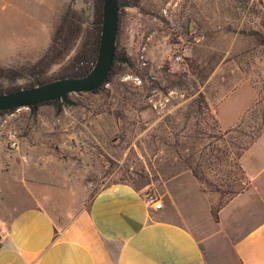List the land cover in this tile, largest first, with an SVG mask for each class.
<instances>
[{"label":"rangeland","instance_id":"374dc122","mask_svg":"<svg viewBox=\"0 0 264 264\" xmlns=\"http://www.w3.org/2000/svg\"><path fill=\"white\" fill-rule=\"evenodd\" d=\"M94 2L0 0V68L8 73L0 84L25 87L58 76L79 51L73 15L89 25ZM120 11L118 56L124 52L129 63L118 61L111 81L98 92L70 94L75 105L63 102L59 109L57 101L35 112L22 107L0 114V156L3 151L7 157L2 168L24 169L27 179L37 168L50 169L48 177L70 189L69 195L73 190L79 201L114 182H131L155 197L171 188L180 208L209 228L204 221L212 220L200 197L211 202L212 213L239 188L241 171L237 159L227 156L232 138L206 109L203 86L216 62L238 57L246 73L261 76L256 81L263 92L250 117L262 118L264 44L254 35L264 33L261 0H127ZM66 15L69 21L53 46ZM46 54L51 64L33 76L32 66ZM251 96L244 90L231 106L240 107ZM12 134L21 139L16 148L10 145ZM53 198L60 203L68 195ZM249 199L253 204L255 195Z\"/></svg>","mask_w":264,"mask_h":264},{"label":"crops","instance_id":"0c3cea01","mask_svg":"<svg viewBox=\"0 0 264 264\" xmlns=\"http://www.w3.org/2000/svg\"><path fill=\"white\" fill-rule=\"evenodd\" d=\"M226 56L207 77L204 100L218 129L232 138L227 156L240 162L250 181L221 208L219 224L206 197L199 196L212 220L204 221L209 228L180 208L171 188L156 196L160 209L148 203L145 189L124 181L79 201L48 177L50 169L37 168L31 179L24 169L4 170L2 151L0 264H210L212 257L221 264H264V215L249 224L264 209V109L260 120L250 117L263 92L256 81L261 76L246 73L238 57L225 61ZM247 89L250 99L233 109L231 102ZM54 195L68 198L58 203Z\"/></svg>","mask_w":264,"mask_h":264},{"label":"water","instance_id":"95a60500","mask_svg":"<svg viewBox=\"0 0 264 264\" xmlns=\"http://www.w3.org/2000/svg\"><path fill=\"white\" fill-rule=\"evenodd\" d=\"M123 4L119 0H104L103 20L100 46L96 62L89 73L84 76L59 78L36 86L14 92L0 94V111L37 106L57 100L58 107L63 102L75 105L69 96L72 93L94 92L107 81L115 60L129 63L123 53L116 54L119 31V12ZM1 237V236H0Z\"/></svg>","mask_w":264,"mask_h":264},{"label":"trees","instance_id":"16d2710c","mask_svg":"<svg viewBox=\"0 0 264 264\" xmlns=\"http://www.w3.org/2000/svg\"><path fill=\"white\" fill-rule=\"evenodd\" d=\"M125 1H127V0H119V3L123 4ZM103 2H104V0H95L94 11H93V20L89 25H86L85 27L83 25L82 18L76 16V13H74L75 15H73V18L78 23L76 25V30H77V35H78L77 38L80 39L79 51L75 55V57L72 59V61L66 67L63 68V71L58 76H56V77H43L39 80L40 84H44L46 82L56 80L59 78L84 76L91 71V69L93 68V66L96 62L98 51H99V46H100L102 20H103ZM120 16H121V11L119 12V29H120ZM76 17H77V19H76ZM68 21H69V16L66 15L63 19V24L58 28V30L56 32V36L54 38L53 46L59 40L61 32L64 28V23H66ZM118 34H119V31H118ZM254 35L256 36V38L260 44H264V33L263 32L254 31ZM53 46H52V49H53ZM64 46H66V45H64ZM66 47H68V46H66ZM116 54L118 55L117 45H116ZM51 60H52V56H50V54H46L45 56H43L37 63H35L32 66L31 74L33 76L44 74L47 70V67L51 64V62H52ZM119 64L120 63H118L117 60L114 61L113 66H112V70L108 76V79L102 85V87L111 81L113 75L117 71V67L119 66ZM9 72H11V71H9ZM7 74L8 73H7L6 69L0 68V77L7 76ZM36 84H37L36 81L32 80L25 85V88L34 87V86H36ZM21 88H22V86H20V85L4 87L3 85L0 84V94H3L5 92H14V91L20 90ZM100 89H98L94 92H98ZM43 104H57V100L42 103V104L37 105V106H31L30 109L33 112H35L37 110V108ZM14 110L15 109L0 111V114L12 112ZM236 165L238 166V168L241 171L240 174L238 175L237 179H236V181L239 185V188H237V190H234L228 199H230V198L236 196L237 194L243 192L246 188V185L250 181L246 177V175L242 169V166L238 160L236 161ZM226 202H227V200L226 201H219L216 205L213 206L212 214H213L214 219L216 221L220 220L219 211L225 205Z\"/></svg>","mask_w":264,"mask_h":264},{"label":"built area","instance_id":"2783aa9c","mask_svg":"<svg viewBox=\"0 0 264 264\" xmlns=\"http://www.w3.org/2000/svg\"><path fill=\"white\" fill-rule=\"evenodd\" d=\"M180 58H181V56H178V59H180ZM10 145L12 148L18 147L19 139H18V136L16 134H12L10 136ZM147 201L155 209H160L163 207V202L151 194H148V200Z\"/></svg>","mask_w":264,"mask_h":264},{"label":"flooded vegetation","instance_id":"af4514ba","mask_svg":"<svg viewBox=\"0 0 264 264\" xmlns=\"http://www.w3.org/2000/svg\"><path fill=\"white\" fill-rule=\"evenodd\" d=\"M123 53H124V52H123ZM123 53H122V54H123Z\"/></svg>","mask_w":264,"mask_h":264}]
</instances>
